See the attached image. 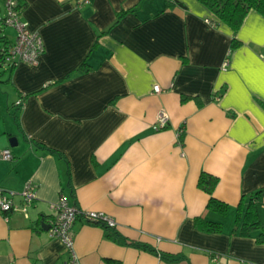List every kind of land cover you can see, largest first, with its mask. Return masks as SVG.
I'll use <instances>...</instances> for the list:
<instances>
[{"label": "crops", "instance_id": "1", "mask_svg": "<svg viewBox=\"0 0 264 264\" xmlns=\"http://www.w3.org/2000/svg\"><path fill=\"white\" fill-rule=\"evenodd\" d=\"M16 1L44 52L0 71V153L12 154L0 189L17 207L29 183L37 198L0 212V264H67L44 229L62 196L116 223L76 220L79 264H264L260 230L242 236L237 222L264 188V17L251 11L235 33L199 0ZM203 172L226 215L207 209ZM255 207L264 228V196Z\"/></svg>", "mask_w": 264, "mask_h": 264}, {"label": "built area", "instance_id": "2", "mask_svg": "<svg viewBox=\"0 0 264 264\" xmlns=\"http://www.w3.org/2000/svg\"><path fill=\"white\" fill-rule=\"evenodd\" d=\"M5 17L4 24L8 28L15 30V39L11 47L7 50L5 56V64L7 66H15L18 63L24 62L36 64L39 57L44 52L43 40L38 33L32 32L26 22L21 20L20 8L16 0H5ZM228 67V61L225 62L224 68ZM154 91L159 93L161 88L157 85ZM17 105H22L19 101ZM169 121L168 114L161 111L158 115V127L164 129ZM0 157L5 160H11L12 154L10 150H5L0 153ZM15 193H7L0 189V212L8 217V214L16 209H21L27 212L28 207L36 200V190L32 183H29L21 193L23 204L17 207L13 197ZM55 211V215L50 222L48 233L51 238L59 239L63 242L69 254L67 264H79L74 252V232L73 226L78 218H83L86 221L102 225L107 228H115L116 223L113 219L104 213L100 212H83L75 206L69 205L66 198L63 196L59 201L51 205Z\"/></svg>", "mask_w": 264, "mask_h": 264}, {"label": "trees", "instance_id": "3", "mask_svg": "<svg viewBox=\"0 0 264 264\" xmlns=\"http://www.w3.org/2000/svg\"><path fill=\"white\" fill-rule=\"evenodd\" d=\"M205 7H207L220 22L228 25L235 33L241 28L243 22L245 21L247 15L251 11H256L260 15L264 17V0H199ZM18 6L20 8V3ZM173 6H183V3L179 1H169L168 7ZM118 17H121V13H119ZM0 67L5 64V56L7 54V50L13 44V41L9 38V36L4 32L6 26L4 24V17L0 18ZM241 42L234 37L231 42V50H234L240 46ZM84 66V65H83ZM218 179L210 174L203 172L198 180V187L206 192L210 198L207 204V209L209 211L216 212L222 216L226 215L229 209V206L217 198L214 197L213 193L215 187L217 185ZM264 196V188L257 191L253 194L248 202L246 209L242 210V202L239 205V213L237 216V222L240 224V234L242 236H249L250 233L254 230H260V234L257 237L258 243H264V228L261 224L259 216L257 214V210L255 207V200L257 198ZM196 227L206 233L217 234L222 231V224L220 222H212L208 221L202 217H197L195 219ZM107 228V227H106ZM108 237H113L114 239H118L116 234L109 233ZM121 243H126L128 245H134L137 247L139 244H135L132 242H128L127 240L118 239ZM144 249H149L144 246L141 247ZM154 252L153 250H151ZM163 259L169 262H176L180 260L179 256H170V255H161Z\"/></svg>", "mask_w": 264, "mask_h": 264}, {"label": "rangeland", "instance_id": "4", "mask_svg": "<svg viewBox=\"0 0 264 264\" xmlns=\"http://www.w3.org/2000/svg\"><path fill=\"white\" fill-rule=\"evenodd\" d=\"M4 2L3 0H0V18H3L5 17V6H4ZM0 27L2 28V25L0 24ZM4 29V32L9 36V38L14 41L15 39V30L12 29V28H8V27H5L3 28ZM2 70V67H0V71Z\"/></svg>", "mask_w": 264, "mask_h": 264}, {"label": "water", "instance_id": "5", "mask_svg": "<svg viewBox=\"0 0 264 264\" xmlns=\"http://www.w3.org/2000/svg\"><path fill=\"white\" fill-rule=\"evenodd\" d=\"M12 142H14V143H12V146H15V145H16L15 140L13 141V139H12ZM44 229H45L46 231H48V230H49V226L44 227Z\"/></svg>", "mask_w": 264, "mask_h": 264}]
</instances>
